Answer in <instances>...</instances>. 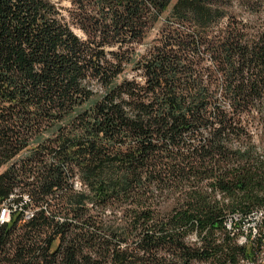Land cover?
I'll use <instances>...</instances> for the list:
<instances>
[{"label": "trees", "instance_id": "obj_1", "mask_svg": "<svg viewBox=\"0 0 264 264\" xmlns=\"http://www.w3.org/2000/svg\"><path fill=\"white\" fill-rule=\"evenodd\" d=\"M62 1L0 0V264L255 261L264 0Z\"/></svg>", "mask_w": 264, "mask_h": 264}, {"label": "rangeland", "instance_id": "obj_2", "mask_svg": "<svg viewBox=\"0 0 264 264\" xmlns=\"http://www.w3.org/2000/svg\"><path fill=\"white\" fill-rule=\"evenodd\" d=\"M175 1L176 0H174V2ZM62 5L67 7V6H70L71 4H70L69 0H63ZM169 11H167L165 13V15H164L165 17H167L169 15ZM162 27H163V22H160L157 25V27L153 31H151L147 41H152L155 37H157L158 33ZM76 31L78 33L82 34L79 29H76ZM257 143L263 144L260 139L257 140ZM8 167H9V165L3 166L0 169V174H2L4 171H6ZM77 188H79V187L77 186ZM12 195H14V197L12 199L15 200L17 198V195L16 194H12ZM12 195H11V197H12ZM32 212H33V209L29 208V209H27L26 215L31 216L33 214ZM263 221H264V209H261V210L256 211L250 218H248L247 220H244V221H243L242 214L236 213L232 216V219L229 222V229L232 230L236 234V236L238 237V241L241 244H245L247 242V238L251 234H253V238H255V232L256 231L258 233L257 236H259V234L262 235L263 245L261 246V248L258 251V256H257L256 260L253 262L244 261L243 264H264V225L262 224ZM236 222H241L240 227L235 225Z\"/></svg>", "mask_w": 264, "mask_h": 264}, {"label": "built area", "instance_id": "obj_3", "mask_svg": "<svg viewBox=\"0 0 264 264\" xmlns=\"http://www.w3.org/2000/svg\"><path fill=\"white\" fill-rule=\"evenodd\" d=\"M77 186H79L78 183H77ZM13 197H14V195H12V197L10 199L6 200L3 203V205H2L3 207H2V210H1V214H0V222L1 223H10L11 222L13 209L14 210L16 209V206L13 205V202H12V200H13L12 198ZM25 198L29 200V196L28 195H25ZM26 214H27V212H26ZM31 216H33V214ZM31 216L30 215L29 216L26 215V218H30Z\"/></svg>", "mask_w": 264, "mask_h": 264}]
</instances>
